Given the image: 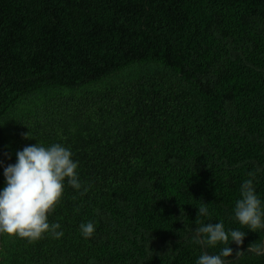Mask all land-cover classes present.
<instances>
[{"label": "trees", "instance_id": "trees-1", "mask_svg": "<svg viewBox=\"0 0 264 264\" xmlns=\"http://www.w3.org/2000/svg\"><path fill=\"white\" fill-rule=\"evenodd\" d=\"M36 142L88 191L49 216L63 238L1 235L0 264H196L223 246L190 229L218 221L246 232L231 264H264L233 219L264 169V0H0V164Z\"/></svg>", "mask_w": 264, "mask_h": 264}, {"label": "clouds", "instance_id": "clouds-1", "mask_svg": "<svg viewBox=\"0 0 264 264\" xmlns=\"http://www.w3.org/2000/svg\"><path fill=\"white\" fill-rule=\"evenodd\" d=\"M25 138H29L25 137ZM16 161L3 167L4 186L0 188V235H8L35 243L46 236L59 240L65 235L59 222H50L49 216L55 213L62 202L66 187H71L81 195L88 191L78 172L79 162L73 159L70 148L53 143L44 146L36 142L15 153ZM257 168L248 173V179L240 185L239 199L235 202L233 219L241 228L258 233L264 231V199L254 183ZM208 204L201 203L197 208L199 217H209ZM84 239H91L95 233V223L88 221L79 225ZM192 240L205 248L221 247L218 254L201 253L196 264H231L233 249L230 243L239 248L246 232L240 229H226L223 221L201 222L199 227L190 229ZM245 252L264 256V240L248 246ZM242 253L237 251L236 256Z\"/></svg>", "mask_w": 264, "mask_h": 264}, {"label": "water", "instance_id": "water-1", "mask_svg": "<svg viewBox=\"0 0 264 264\" xmlns=\"http://www.w3.org/2000/svg\"><path fill=\"white\" fill-rule=\"evenodd\" d=\"M0 247H1V235H0Z\"/></svg>", "mask_w": 264, "mask_h": 264}]
</instances>
